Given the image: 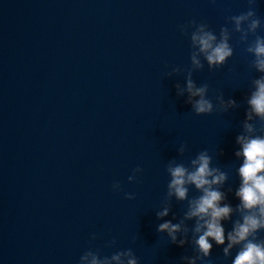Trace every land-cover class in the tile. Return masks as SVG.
Wrapping results in <instances>:
<instances>
[{"label": "water", "instance_id": "1", "mask_svg": "<svg viewBox=\"0 0 264 264\" xmlns=\"http://www.w3.org/2000/svg\"><path fill=\"white\" fill-rule=\"evenodd\" d=\"M248 8L247 0H0V264H78L89 250L102 258L129 248L138 264H189L200 255L195 219H184L187 200L166 201L165 168L172 159L187 166L202 150L228 176L220 189L234 209L221 222L227 236L240 219L236 137L247 134L251 80L261 74L233 32L225 64L204 62L192 78L209 85L214 105L222 94L237 106L196 115L188 93L176 94L191 67L179 26L195 20L219 36ZM253 8L264 37V0ZM173 67L182 71L167 76ZM136 167L143 171L129 182ZM197 195L189 186V198ZM166 203L168 215L157 218ZM166 220L183 221L182 246L157 232ZM210 243L195 264H232L239 246L225 257L227 240Z\"/></svg>", "mask_w": 264, "mask_h": 264}, {"label": "clouds", "instance_id": "2", "mask_svg": "<svg viewBox=\"0 0 264 264\" xmlns=\"http://www.w3.org/2000/svg\"><path fill=\"white\" fill-rule=\"evenodd\" d=\"M214 2V0H213ZM249 8L239 15L228 17L232 29L222 26L217 36L206 23H197L190 20L187 24L180 25V32L189 36L190 39V65L185 75L183 88L176 84L177 96L184 92L188 93V101L192 105V112L196 115L211 114L214 110L227 112L236 107L234 99L224 100L223 95L216 96L217 103L214 105L208 98L209 85L207 83L197 86L192 78L193 71L203 69L206 62L208 69L220 68L233 55V47L229 44L233 32L239 33V42L246 43L245 52L251 54L253 59L250 67L261 75L251 80L254 88L247 98L248 109L245 112L243 128L246 135L236 137L240 150L235 152L239 158H243L242 164L237 172L240 177V186L235 191V197L240 201L235 211L240 214V219L232 222V230L225 236V229L221 223L229 220L234 211L226 200V193L220 189L223 187L228 176L217 167H212V157L207 150H202L195 158L190 159L187 166L177 163L175 159L169 160L165 171L169 176L167 184L166 201L174 196L178 201H188L187 210L184 213L185 220L195 219L193 232L198 234L195 245L200 255L189 259V264H195L196 259L203 260L209 257L212 243L227 246L223 248V255L227 257L234 246L239 249L232 260V264H264V239H258L257 233L264 231V37L255 35L261 27V20L257 17L253 8L256 0H247ZM189 29L191 31L189 32ZM255 36L254 40L248 41V36ZM203 61V62H202ZM179 67H173L167 76L179 74ZM198 97V99H193ZM259 122V129L250 123L253 118ZM260 134H254L256 132ZM186 145L181 144L177 149L179 155L183 156ZM142 168L133 169L128 181L132 182L136 174L141 173ZM189 186H193L199 193L189 198ZM114 191H119L121 186L118 182L112 185ZM231 189H229L230 191ZM132 193H125V199L132 200ZM169 206H165L156 213L157 218L168 215ZM182 223L173 224L164 221L157 227V232H166L172 243L182 246L185 240L177 241L176 233L182 230ZM184 231H187L185 228ZM95 239V236L92 237ZM135 240V237L133 238ZM115 244V240L109 242ZM78 264H138V258L131 248L117 251L111 256L100 257L98 252L86 251L80 258Z\"/></svg>", "mask_w": 264, "mask_h": 264}]
</instances>
